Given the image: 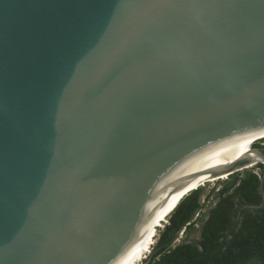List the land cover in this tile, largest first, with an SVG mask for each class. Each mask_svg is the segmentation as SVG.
<instances>
[{"label":"water","instance_id":"95a60500","mask_svg":"<svg viewBox=\"0 0 264 264\" xmlns=\"http://www.w3.org/2000/svg\"><path fill=\"white\" fill-rule=\"evenodd\" d=\"M260 138L264 0H0V264H128L261 164L259 208Z\"/></svg>","mask_w":264,"mask_h":264},{"label":"trees","instance_id":"16d2710c","mask_svg":"<svg viewBox=\"0 0 264 264\" xmlns=\"http://www.w3.org/2000/svg\"><path fill=\"white\" fill-rule=\"evenodd\" d=\"M252 146L264 154V140ZM262 172L263 166L258 164L228 176L230 180L216 191L211 203V195L201 199L203 187L189 192L170 213L143 264H264V203L259 208H245L262 203ZM195 230L197 239L186 238L174 246L179 233L189 235Z\"/></svg>","mask_w":264,"mask_h":264},{"label":"bare ground","instance_id":"6f19581e","mask_svg":"<svg viewBox=\"0 0 264 264\" xmlns=\"http://www.w3.org/2000/svg\"><path fill=\"white\" fill-rule=\"evenodd\" d=\"M260 140H264V138H260V139H256V140H247L245 143H243L239 149H238V152L244 157H254V153L252 152L251 150V144L252 143H256L257 141H260ZM228 175H223V176H220V177H216V178H213V179H209L205 182H210V181H213V180H216V179H221L222 177H227ZM203 182V183H205ZM201 183V184H203ZM201 184L193 187L192 189H197L199 186H201ZM192 191V190H191ZM189 192H186L184 194L187 195ZM183 196V197H184ZM182 199V198H181ZM180 202V200L178 201V203ZM177 203V205H178ZM176 205V206H177ZM175 206V207H176ZM174 207V208H175ZM173 208V209H174ZM173 209L168 212L160 221H158L150 230L149 232L146 234V236L144 237V239L142 240V242L140 243L139 247L137 248V250L135 251L134 255L132 256L131 260L129 261L128 264H138L142 257L144 256V254L149 250L150 246L154 243V239L156 238V235H157V229L161 228L162 227V224L165 223L167 217L170 215V213L173 211Z\"/></svg>","mask_w":264,"mask_h":264},{"label":"rangeland","instance_id":"374dc122","mask_svg":"<svg viewBox=\"0 0 264 264\" xmlns=\"http://www.w3.org/2000/svg\"><path fill=\"white\" fill-rule=\"evenodd\" d=\"M261 141V140H260ZM258 142V141H257ZM255 143V142H254ZM252 143L251 146L254 144ZM250 169H254V167L250 168ZM249 169V170H250ZM246 170H243V171H240V173L244 172ZM256 173L259 172V170H254ZM230 179L227 178V177H222L221 179H216V180H213V181H210L209 183H203L201 184V186L204 188V191H203V196L201 199H204L207 195H211L209 197V201L210 203L212 202V198L214 197L216 191L218 189H220L227 181H229ZM200 187V186H199ZM214 189V191L210 194V192ZM208 206H210V204H208L207 206L204 207V210H207ZM169 217V216H168ZM168 217L165 221V223L162 224V227L157 229V235H156V238L154 239V243L150 246L149 250L144 254V256L142 257L141 261L138 263V264H143L144 260L146 258H148L151 253H152V250H153V247L156 245L157 243V239L159 237V234L160 232L162 231V229L164 228V226L168 223ZM198 229V228H197ZM199 237V233H198V230H195V231H192L191 233H189V235H185L184 231H182L181 233H179L177 239L175 240L174 242V246L183 242L186 238L187 240L189 241H193L195 239H197Z\"/></svg>","mask_w":264,"mask_h":264},{"label":"clouds","instance_id":"9594fccd","mask_svg":"<svg viewBox=\"0 0 264 264\" xmlns=\"http://www.w3.org/2000/svg\"><path fill=\"white\" fill-rule=\"evenodd\" d=\"M174 209H175V208H174ZM174 209H173V210H174Z\"/></svg>","mask_w":264,"mask_h":264}]
</instances>
